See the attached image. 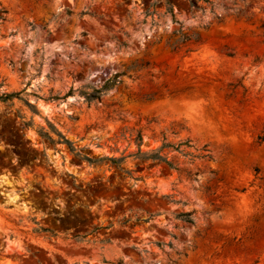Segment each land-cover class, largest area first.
Here are the masks:
<instances>
[{
    "label": "rangeland",
    "instance_id": "rangeland-1",
    "mask_svg": "<svg viewBox=\"0 0 264 264\" xmlns=\"http://www.w3.org/2000/svg\"><path fill=\"white\" fill-rule=\"evenodd\" d=\"M0 8V264H264V0Z\"/></svg>",
    "mask_w": 264,
    "mask_h": 264
},
{
    "label": "trees",
    "instance_id": "trees-1",
    "mask_svg": "<svg viewBox=\"0 0 264 264\" xmlns=\"http://www.w3.org/2000/svg\"><path fill=\"white\" fill-rule=\"evenodd\" d=\"M194 1H196V0H194ZM5 14H6V10L3 8H0V20H4ZM197 40H198V38L195 37L194 41H197ZM147 65L148 64H145V66H147ZM117 78H118V75H114L112 79H108L107 81H105L99 89H93L91 94H85V93H82V94L85 96L87 101L99 100L102 93L109 90L113 86L119 84V81H117ZM72 92H73V90L71 89L69 91L68 95L71 94ZM156 95H157L156 93H150V94L141 96L139 99L143 102H150L154 99V97ZM137 141H138V146H140L141 137L139 135H137ZM256 141H257V144L260 145L263 142V138L257 137ZM191 147L192 146L189 145V141L179 142L176 145H171L170 143H165V139L162 138L160 147L153 153L141 154L140 161L141 162L150 161L152 163L162 164L165 167H167L169 170L179 171V169L172 163V161H169L167 159V154H169L170 152H174V153L180 154L183 157H187L189 159L190 163H192L194 160L210 159V156L208 154H203L204 151H206L204 148H201L199 150L194 149V152L190 153L187 151V149H189ZM138 154H139V152H138ZM183 172L185 173L186 177L188 179H190V181H192L196 176V173L190 174L189 172H187L185 170ZM194 181H196V180H194ZM220 181L221 180H219L217 182H220ZM204 191H205V193H209L210 188L205 187ZM178 218L183 224H185L187 226H193L194 225L193 212H187V213L179 214ZM118 264H121V262H119Z\"/></svg>",
    "mask_w": 264,
    "mask_h": 264
}]
</instances>
